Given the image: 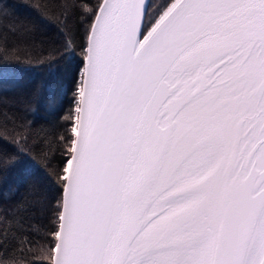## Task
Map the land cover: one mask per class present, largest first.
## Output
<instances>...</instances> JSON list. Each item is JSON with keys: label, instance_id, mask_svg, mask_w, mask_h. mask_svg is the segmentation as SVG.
Masks as SVG:
<instances>
[{"label": "snow or ice", "instance_id": "1", "mask_svg": "<svg viewBox=\"0 0 264 264\" xmlns=\"http://www.w3.org/2000/svg\"><path fill=\"white\" fill-rule=\"evenodd\" d=\"M19 7L0 264H264V0Z\"/></svg>", "mask_w": 264, "mask_h": 264}, {"label": "trees", "instance_id": "2", "mask_svg": "<svg viewBox=\"0 0 264 264\" xmlns=\"http://www.w3.org/2000/svg\"><path fill=\"white\" fill-rule=\"evenodd\" d=\"M35 2V0H3L0 3V8L4 9L7 13V19L0 20V51L4 49H10L14 54H19L24 47L22 43L24 37L22 33L18 32L19 23L27 25L32 22L35 17L33 14L24 7H19L22 3ZM97 0H91L92 4H95ZM12 21L17 22L16 27H13ZM34 57L35 53L29 52L28 55H22L21 59H28L29 57ZM0 71L3 72L5 80L11 79L15 75L14 67L11 64L0 65ZM35 79V74L30 77ZM9 95H11L9 93ZM70 96V94H69ZM37 101H33V107L36 105ZM21 107H28L27 104H22ZM71 107L70 104H65V109ZM63 125V121H60ZM67 125L56 128L58 134H64ZM5 195H10V193H5ZM43 243V242H42ZM36 259H42L43 256H37Z\"/></svg>", "mask_w": 264, "mask_h": 264}]
</instances>
